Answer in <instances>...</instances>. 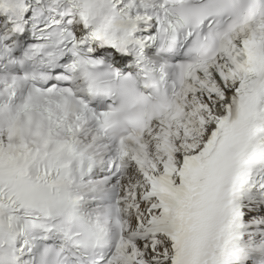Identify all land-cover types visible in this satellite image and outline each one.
Masks as SVG:
<instances>
[{
	"label": "snow or ice",
	"instance_id": "6c2138e0",
	"mask_svg": "<svg viewBox=\"0 0 264 264\" xmlns=\"http://www.w3.org/2000/svg\"><path fill=\"white\" fill-rule=\"evenodd\" d=\"M0 264H264V0H0Z\"/></svg>",
	"mask_w": 264,
	"mask_h": 264
}]
</instances>
